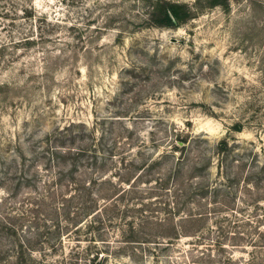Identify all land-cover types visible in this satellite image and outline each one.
Listing matches in <instances>:
<instances>
[{
	"label": "rangeland",
	"instance_id": "1",
	"mask_svg": "<svg viewBox=\"0 0 264 264\" xmlns=\"http://www.w3.org/2000/svg\"><path fill=\"white\" fill-rule=\"evenodd\" d=\"M171 1L194 10L176 27L146 22L151 0H0L1 188L15 166L36 163L48 133L75 123L98 135L127 128L130 154L155 158L154 173L175 165L182 180L217 181L221 164L234 194L264 202V182L253 176L264 164V0ZM221 140L228 146L217 153ZM159 192L132 205L144 208L142 241L124 243L114 226L108 244L66 242L47 260L202 262L191 253L194 228L160 213L169 192ZM174 221L186 234L178 240Z\"/></svg>",
	"mask_w": 264,
	"mask_h": 264
},
{
	"label": "trees",
	"instance_id": "2",
	"mask_svg": "<svg viewBox=\"0 0 264 264\" xmlns=\"http://www.w3.org/2000/svg\"><path fill=\"white\" fill-rule=\"evenodd\" d=\"M227 1L207 0L209 6H227ZM193 13L185 3L151 0L146 22L176 27ZM125 130L98 135L96 129L70 123L42 139L28 172L23 164L14 167L3 182L12 185L0 187V264H56L46 257L57 247L74 241L86 242L87 249L97 242L108 244L114 226L124 231L119 239L124 243L142 241L144 237L135 232L145 220L140 214L144 208L132 205L156 190L158 195L169 192L167 199L160 197L164 204L160 213L194 228L188 235L193 240L191 253L202 261L196 264H264L263 201L248 199L243 192L234 194L235 177L222 174L221 164L217 181H197L196 176L182 180L175 165L165 173L152 172L157 161L137 160L130 154ZM185 145L183 138H175V147ZM227 146L226 140L219 141L216 152ZM254 166L256 181L264 182V164ZM174 222L178 240L186 234ZM233 248L243 254L235 257Z\"/></svg>",
	"mask_w": 264,
	"mask_h": 264
}]
</instances>
